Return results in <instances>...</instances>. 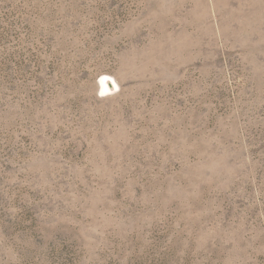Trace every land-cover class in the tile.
Listing matches in <instances>:
<instances>
[{"label": "rangeland", "instance_id": "rangeland-1", "mask_svg": "<svg viewBox=\"0 0 264 264\" xmlns=\"http://www.w3.org/2000/svg\"><path fill=\"white\" fill-rule=\"evenodd\" d=\"M0 264H264V0H0Z\"/></svg>", "mask_w": 264, "mask_h": 264}]
</instances>
